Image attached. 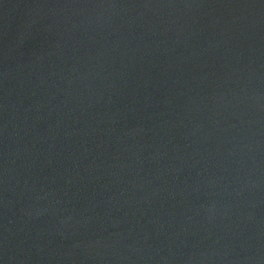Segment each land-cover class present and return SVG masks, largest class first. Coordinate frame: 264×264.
<instances>
[{"label":"water","instance_id":"obj_1","mask_svg":"<svg viewBox=\"0 0 264 264\" xmlns=\"http://www.w3.org/2000/svg\"><path fill=\"white\" fill-rule=\"evenodd\" d=\"M0 116L86 264H264V0H0Z\"/></svg>","mask_w":264,"mask_h":264}]
</instances>
